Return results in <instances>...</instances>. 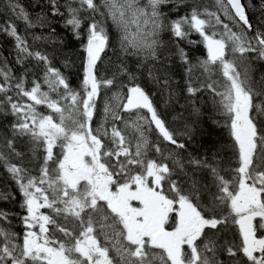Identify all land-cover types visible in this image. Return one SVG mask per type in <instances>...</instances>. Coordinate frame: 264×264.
I'll list each match as a JSON object with an SVG mask.
<instances>
[{
  "label": "snow or ice",
  "instance_id": "snow-or-ice-1",
  "mask_svg": "<svg viewBox=\"0 0 264 264\" xmlns=\"http://www.w3.org/2000/svg\"><path fill=\"white\" fill-rule=\"evenodd\" d=\"M38 6L33 16L5 0L0 24L13 41V59L0 58V164L18 190L21 226L9 231L13 217L0 212V264H264V63L259 80L252 67L264 62V11L252 20L241 0H215L214 11L196 0ZM58 17L81 45L78 87L54 65L58 48L35 47L56 43ZM15 21L48 35L31 33L29 44ZM184 43L202 44L206 57ZM149 83L168 91L166 103L179 95L196 116L197 94L211 98L230 137L223 161L219 152L181 159L185 142L167 126ZM192 131L186 125L189 140ZM0 199L16 196L5 189Z\"/></svg>",
  "mask_w": 264,
  "mask_h": 264
},
{
  "label": "trees",
  "instance_id": "trees-1",
  "mask_svg": "<svg viewBox=\"0 0 264 264\" xmlns=\"http://www.w3.org/2000/svg\"><path fill=\"white\" fill-rule=\"evenodd\" d=\"M61 4L64 3V0H59ZM188 2H192V0H188ZM197 3L201 4L208 8L209 11H214V2L212 0H196ZM19 3L28 11L31 15L35 16L36 13L41 12V7L38 5H46L47 0H19ZM5 0H0V24L5 22V9H4ZM47 12V8L44 9ZM261 15V13H260ZM260 15L255 16L252 15L250 19L259 20ZM49 19L51 17L49 16ZM223 19V17H222ZM225 23H228L226 20ZM18 31L26 35L28 37L29 44H32L31 33H35L40 35L43 33L45 36L48 35L47 28H33V29H25V26L22 21H15ZM53 26L56 28L55 41L56 43H43L36 42L35 47L41 48L48 52H51L54 48H58L59 55L53 61L54 65L60 69V71L68 78L73 87H78L80 84V79L82 78V68H81V45L79 41L72 38V33L69 27H65L63 24V20L59 17L53 21ZM235 31V27L231 24L229 25ZM106 29L109 32L110 38L116 34V29L112 26L110 20H108ZM191 39H199L198 34H193ZM163 40L165 44L168 43V34H163ZM62 41V43H61ZM185 47V50L188 48L193 49H201V51H196V57L203 59L206 57V50H203V45H187L186 43L181 45ZM13 49V41L10 37L6 36L3 32H0V58L7 57L9 60H12L13 57L9 56V53ZM109 56L115 61L116 64H119V61H116L115 56H112V50L109 49ZM106 66L110 67L113 71L115 68L111 65L107 64V58H105ZM126 63H130V61L126 60ZM28 63H31L30 61ZM179 63V61H177ZM195 63V61H193ZM264 63L262 61L253 60L252 67L256 69L253 76L254 79L259 80L261 64ZM11 66V65H10ZM146 67H153L150 62H146ZM240 70L239 68L237 69ZM179 71L183 72V69ZM143 73V74H141ZM139 81L143 84L147 79V71L145 68H142L140 71L136 73ZM193 84L195 85L200 79V70L193 69L192 73ZM119 79L127 82V78L123 75L119 77ZM173 81H179V76H173ZM182 83V82H181ZM174 87V85H173ZM46 90V88L44 89ZM153 93L152 99L154 104L158 106V111H162L164 113V118L167 126L171 130H173L177 138L181 140V142H185L186 152L181 153V159H185L190 153L192 156H198L200 158L208 157L212 159L213 156L219 152L220 155L216 156L218 161L224 160V153L221 151L224 145L229 143L230 137L226 127H224V117L220 115L213 107L211 98L205 94L204 96H200L198 93L196 100V107L200 110L199 116H196L192 112V106L180 98L177 95L176 99L178 102H167L168 101V91L162 88H159L153 83H149L148 89ZM111 93H109L110 95ZM103 95V93H102ZM102 109V104L98 103V110ZM55 119V116H54ZM195 121V123H193ZM6 123L2 118H0V135H3V125ZM190 126L192 131V137L189 140L188 136L185 135V128ZM154 139L153 137H150ZM3 145L0 144V149H2ZM23 147V151L25 152L26 158L31 156V153L28 151L27 147ZM171 150V148H169ZM179 151V150H177ZM34 163H38V160ZM186 163V159H185ZM226 164V162H225ZM5 189L11 193L13 196H16L15 201L0 199V212L9 213L12 216L11 220V228L9 231L20 233L21 226L18 221L14 218V214L19 213V195L18 190L14 183L7 177L5 169L2 164H0V193L4 192ZM0 227H4L3 224H0ZM229 238L231 239V233H229ZM110 252V256L116 260L118 259L115 255ZM154 264H159L158 261H155Z\"/></svg>",
  "mask_w": 264,
  "mask_h": 264
},
{
  "label": "flooded vegetation",
  "instance_id": "flooded-vegetation-1",
  "mask_svg": "<svg viewBox=\"0 0 264 264\" xmlns=\"http://www.w3.org/2000/svg\"><path fill=\"white\" fill-rule=\"evenodd\" d=\"M241 1L245 5L250 18L252 17V15L258 16L262 11H264V9H262L261 7V0H241Z\"/></svg>",
  "mask_w": 264,
  "mask_h": 264
},
{
  "label": "rangeland",
  "instance_id": "rangeland-1",
  "mask_svg": "<svg viewBox=\"0 0 264 264\" xmlns=\"http://www.w3.org/2000/svg\"><path fill=\"white\" fill-rule=\"evenodd\" d=\"M142 2H143V0H142ZM133 203L135 204V202H133ZM110 252H112L115 255V252L114 251L110 250Z\"/></svg>",
  "mask_w": 264,
  "mask_h": 264
},
{
  "label": "water",
  "instance_id": "water-1",
  "mask_svg": "<svg viewBox=\"0 0 264 264\" xmlns=\"http://www.w3.org/2000/svg\"><path fill=\"white\" fill-rule=\"evenodd\" d=\"M241 3H242V1H241ZM243 4V3H242Z\"/></svg>",
  "mask_w": 264,
  "mask_h": 264
},
{
  "label": "bare ground",
  "instance_id": "bare-ground-1",
  "mask_svg": "<svg viewBox=\"0 0 264 264\" xmlns=\"http://www.w3.org/2000/svg\"><path fill=\"white\" fill-rule=\"evenodd\" d=\"M46 50V49H45Z\"/></svg>",
  "mask_w": 264,
  "mask_h": 264
}]
</instances>
